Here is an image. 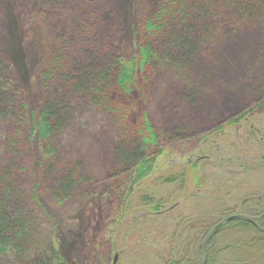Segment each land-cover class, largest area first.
<instances>
[{
  "label": "rangeland",
  "instance_id": "1",
  "mask_svg": "<svg viewBox=\"0 0 264 264\" xmlns=\"http://www.w3.org/2000/svg\"><path fill=\"white\" fill-rule=\"evenodd\" d=\"M160 1L0 0V55L26 105L20 118L0 124V169L15 157L11 138L22 148L19 197L28 227L26 251L11 250L0 264H52V259L58 264L55 253L72 264H112L115 253L116 264H163L176 257L201 264L207 256L210 264H264V235L237 223L246 218L256 224V214L264 210V106L215 131L264 99V8L237 25L217 19L219 28H209L203 53L181 67L154 66L139 101L133 94L126 97L128 104L135 100L136 118L147 113L167 136L156 169L131 194L132 168L119 162L115 151L122 132L91 103H74L50 159L28 139L30 112L41 95L39 73L58 36L67 35L77 63L108 40L131 52L133 30L141 29ZM258 1L264 7V0ZM232 10L221 6L216 16L229 17ZM126 109L125 125L132 119ZM193 159L201 163L188 173L183 193L179 183L158 180L180 173L179 166ZM70 164H78L82 181L57 200L59 180ZM144 196L151 197V205L160 202L158 212L143 209ZM235 214L242 217L208 237L220 220Z\"/></svg>",
  "mask_w": 264,
  "mask_h": 264
},
{
  "label": "trees",
  "instance_id": "2",
  "mask_svg": "<svg viewBox=\"0 0 264 264\" xmlns=\"http://www.w3.org/2000/svg\"><path fill=\"white\" fill-rule=\"evenodd\" d=\"M47 2L54 5L60 0ZM221 6L233 8L229 17L216 16L217 9ZM263 8V2L258 0H161L152 14L143 19L141 29L133 30L134 45L131 52L123 47H118V50L116 45L108 40L98 50H87V55L80 58L82 61L79 63L70 56L67 35L58 36L60 38H57L56 46L46 55L45 66L39 73L41 95L36 108L30 112L28 139L32 141L34 138L41 157L50 159L55 152L54 139L65 128L74 103L79 100L91 103L105 112L122 132L115 151L119 162L125 161L132 168L133 178L128 189V194H131L132 187L156 169L157 159L163 153L161 141L167 137L160 135L161 129L154 127L147 113L136 118L133 111L134 101H139L145 84L148 86L151 81L154 66L181 67L207 48L208 30L210 28L212 32L215 27L219 28L217 19L223 21L228 18V21L223 23L237 25L257 18ZM225 30L228 31L229 28ZM9 72V66L0 55V124L14 117L20 118L26 109L12 85ZM131 94L135 100L128 104L126 97ZM127 106L130 107L129 116L132 119H128L125 125L124 114L128 111ZM260 106H264V99L250 110L232 115L216 127L215 131L236 125ZM8 143L15 157L9 165L0 169V258L11 250L17 253L26 251L28 237L27 223L21 216L22 204L19 197L20 173L23 170L19 153L22 148L12 143L11 138H8ZM200 163L197 159L190 160L179 166L182 169L180 173L160 175L158 180L163 184L179 183L182 192L190 180L188 173L198 170ZM78 171V164H70L64 171L54 194L57 200L64 198L82 181ZM191 180L196 181L197 176L193 175ZM142 199L144 210L158 212L160 202L151 205L150 196H144ZM255 222L256 224H253L246 218L237 221L239 225L252 227L264 235V230H259L264 229V210L256 214ZM55 257L58 264H72L68 257L65 259L57 253ZM211 259L207 256L201 264H210ZM51 263L55 264L53 259ZM35 264L42 263L36 261ZM163 264L195 263L186 257H176Z\"/></svg>",
  "mask_w": 264,
  "mask_h": 264
},
{
  "label": "water",
  "instance_id": "3",
  "mask_svg": "<svg viewBox=\"0 0 264 264\" xmlns=\"http://www.w3.org/2000/svg\"><path fill=\"white\" fill-rule=\"evenodd\" d=\"M239 217H242V215L235 214V215H230V216L223 218L212 228L211 232L208 234V237H211L225 222L230 221L234 218H239ZM116 261H117V253H115L113 256L112 264H116Z\"/></svg>",
  "mask_w": 264,
  "mask_h": 264
},
{
  "label": "flooded vegetation",
  "instance_id": "4",
  "mask_svg": "<svg viewBox=\"0 0 264 264\" xmlns=\"http://www.w3.org/2000/svg\"><path fill=\"white\" fill-rule=\"evenodd\" d=\"M261 230H264V229L261 228Z\"/></svg>",
  "mask_w": 264,
  "mask_h": 264
}]
</instances>
